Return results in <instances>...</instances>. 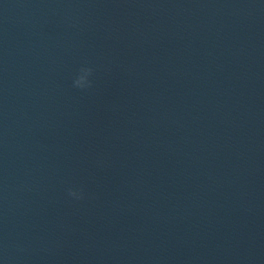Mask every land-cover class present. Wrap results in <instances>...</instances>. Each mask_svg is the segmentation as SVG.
Instances as JSON below:
<instances>
[{
  "label": "clouds",
  "instance_id": "9594fccd",
  "mask_svg": "<svg viewBox=\"0 0 264 264\" xmlns=\"http://www.w3.org/2000/svg\"><path fill=\"white\" fill-rule=\"evenodd\" d=\"M94 72V69L90 66H83L79 69V74L77 75V77L74 79L73 81V85L76 88L79 89H88L92 87V81L90 79V77H92ZM68 195L70 197H75L78 199L83 198V193L78 192L76 190L73 189H68Z\"/></svg>",
  "mask_w": 264,
  "mask_h": 264
}]
</instances>
